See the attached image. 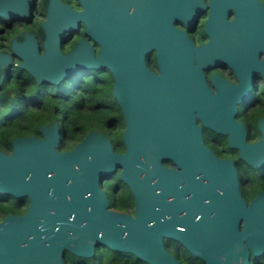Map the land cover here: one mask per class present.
Wrapping results in <instances>:
<instances>
[{
  "label": "water",
  "instance_id": "1",
  "mask_svg": "<svg viewBox=\"0 0 264 264\" xmlns=\"http://www.w3.org/2000/svg\"><path fill=\"white\" fill-rule=\"evenodd\" d=\"M47 19L38 26L45 45L38 54L32 33L22 31L11 48L37 81L58 83L72 69H104L115 76L114 94L127 121V150L118 153L100 131L91 130L60 150L56 121L40 125L41 136L10 139L0 149V193L28 197L23 213L0 219V264H66L65 252L91 257L98 246L129 252L149 264H182L165 239L182 245L205 264H254L264 253V191L249 203L237 185L229 158H218L202 140L194 115L217 131L230 132L231 146L252 165L264 163L261 141L244 142L245 127L233 118L235 101L251 89L250 74H264V4L259 0H210L204 29L210 40L194 47L171 21L191 26L203 0H80L75 10L60 0H42ZM236 17L227 21L229 7ZM88 40L62 53L65 31L78 29ZM157 48L160 73L149 71L144 53ZM193 51L198 65L193 64ZM228 61L238 75L232 84L214 74L208 88L201 68ZM11 55L0 51V83ZM197 111V114L193 113ZM171 157L179 168L162 166ZM120 168L119 179L134 196L135 212L107 209L98 178ZM242 220V228H239Z\"/></svg>",
  "mask_w": 264,
  "mask_h": 264
},
{
  "label": "flooded vegetation",
  "instance_id": "2",
  "mask_svg": "<svg viewBox=\"0 0 264 264\" xmlns=\"http://www.w3.org/2000/svg\"><path fill=\"white\" fill-rule=\"evenodd\" d=\"M60 1L63 4H68V6L75 10H80L82 8L80 0ZM203 1L206 7L196 13L191 26H188L181 18H174L171 21V24L176 29L183 30L187 33V37L189 41L193 43L194 47L203 45L210 40V34L204 29L205 22L210 14V0ZM259 1L264 4V0ZM235 17L236 10L230 6L226 20L232 21ZM46 19L47 10L43 5L42 0H0V51H7L12 58V63L9 64L0 83V106L4 107L5 104L3 101L6 100V103H21L22 105H25V107L38 109L42 106L41 97H43L45 93L52 96L55 90H57V93L60 91L62 99L73 95V103H75V106L78 107L79 110L86 109L87 111H90L92 106L105 109L104 129L106 133L100 129H90L86 133L91 130L102 132L110 140L114 151L124 153L127 150L123 139L127 121L114 94L115 76L109 66L104 69L87 67L72 69L64 79L60 80L58 83H52L48 80H41L38 82L36 77L27 68L18 65V63L23 62V57L11 48L12 38L22 31H29L35 38L38 54L43 55L45 52V45L38 33V26ZM81 38L88 40L93 48L94 55H96L100 45L86 34L85 26L81 21H78V29H71L63 33L59 43V50L62 53H66L73 48ZM192 54L193 64L196 66L198 65V62L195 59V51H193ZM263 58L264 50L261 49L258 51V61H261ZM144 62L149 71L153 72L155 75L161 74L157 60V48L155 46H152L149 50L145 51ZM201 70L204 74L206 84L213 94L218 92L215 85L211 82V78L214 74H217L219 77L224 78L232 84H238L239 82L236 70L225 60H222L219 64H215L211 67L201 68ZM101 71L104 72L107 81L108 93L104 102L96 101L93 104H90V99L94 98V96L85 91V89L81 87V83L85 80L96 79L97 74H99L98 72ZM250 80L251 89L247 96L234 103L236 110L233 113V118L242 123L245 127L244 142L253 144L261 141L263 138V132L259 127V121L264 117V74L261 73L260 70H255L250 74ZM51 84H55V87L52 89L49 87ZM13 95L16 98L15 101H12L11 97ZM193 113L197 114V111L193 110ZM16 118L17 116L11 113L3 116L4 121H1L0 117V128L2 125L6 124L7 120H14ZM194 119L196 124L200 127L204 145L218 158H229L231 160L236 170L237 185L240 196L246 204H249L261 190L264 191V163L254 166L247 159L240 156V147L231 146L229 143L230 132L217 131L209 125L204 124L203 120L198 115H194ZM59 120L60 122H58V119H52L38 124L37 130L40 125L56 121L60 140L61 137L69 135V128H72L76 135L81 136V138L86 134H82L79 115L71 116L60 113ZM31 134L41 136L40 131L39 134ZM31 134L15 135L13 137ZM81 138L78 141H80ZM78 141L74 142L69 148H60V150H68ZM160 162L162 166L167 168H179L174 160L168 156H162ZM119 171L120 168H117L116 170L99 176L98 185L100 189L103 190L108 200L106 205L107 209L133 215L135 212L134 196L129 185L119 179ZM9 199L8 196L0 195L1 201H8ZM17 199L20 204L19 206L25 207L21 212L23 213L28 207V197H17ZM239 228H242V220L240 221ZM165 243L169 248H173V245H176L178 248L183 247L175 241H173V245H171L167 242V239H165ZM260 255L261 258L250 255V261H254V264H256L264 260V253ZM191 264L193 263L191 262Z\"/></svg>",
  "mask_w": 264,
  "mask_h": 264
},
{
  "label": "trees",
  "instance_id": "3",
  "mask_svg": "<svg viewBox=\"0 0 264 264\" xmlns=\"http://www.w3.org/2000/svg\"><path fill=\"white\" fill-rule=\"evenodd\" d=\"M98 73L96 79L85 80L81 83V87L89 92L90 95L94 96V98L90 99V104H93L96 101L104 102L108 93V85L104 72L101 71ZM73 97L74 96L71 95L62 99L60 91L57 93V90L54 91L52 96L45 93L43 97H41L42 106L38 109L25 107V105H22L21 103H6V100H4L3 103L5 106H0L1 121H4L3 116L9 113L17 116V118L14 120H7L6 124L1 126L0 149L7 152L10 151V139L15 135L31 133L39 134V131L37 130L38 124L52 119H58V122H60V113L71 116L79 115L82 134L90 129H100L106 133L104 129L105 109L92 106L90 111H87L86 109L79 110V108L75 106V103H73ZM80 138L81 136L76 135L72 128H69V135L61 137V140L59 138L58 148H69ZM0 195L8 196L10 198L8 201L0 200V219L9 212L21 213L25 209V207L19 206L20 204L17 197L15 198L10 194L5 193H0ZM167 242L173 245V240L167 239ZM167 248L182 264H191V262L193 264H205L201 258L191 254L184 247L178 248L176 245H173V248H169L168 246ZM64 260L66 264H149L132 253L112 250L105 246L96 247L91 257H80L66 251ZM256 264H264V260Z\"/></svg>",
  "mask_w": 264,
  "mask_h": 264
},
{
  "label": "rangeland",
  "instance_id": "4",
  "mask_svg": "<svg viewBox=\"0 0 264 264\" xmlns=\"http://www.w3.org/2000/svg\"><path fill=\"white\" fill-rule=\"evenodd\" d=\"M49 87H50V89H52L53 87H55V84H51V85H49ZM11 98H12V101H15V100H16V98H15L14 95H13ZM1 111H2V110H1ZM260 256H261V255L256 256V257L261 258Z\"/></svg>",
  "mask_w": 264,
  "mask_h": 264
}]
</instances>
